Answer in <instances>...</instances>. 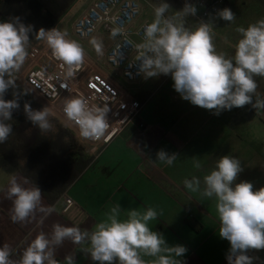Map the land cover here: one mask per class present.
Listing matches in <instances>:
<instances>
[{
    "label": "clouds",
    "instance_id": "9594fccd",
    "mask_svg": "<svg viewBox=\"0 0 264 264\" xmlns=\"http://www.w3.org/2000/svg\"><path fill=\"white\" fill-rule=\"evenodd\" d=\"M168 4L155 8V19L144 30L146 41L139 45L147 53L142 62V71L147 77L170 74L173 87L181 98L200 108L219 115L224 110L240 108L252 104L257 90L255 76L264 77V19L249 24L246 28L237 27L240 38L234 45V56L228 58L218 52L214 43V30L210 23L201 22L194 29H188L171 19H162ZM197 8L186 4L177 17L195 15ZM216 15L224 21L234 22L235 14L225 7ZM32 26H25L16 18L0 22V117L11 118L12 111L19 107L17 100H5L4 94L12 80L5 75L13 70L19 71L29 53L27 44ZM120 29L114 28L115 37ZM67 32L56 28L46 31L39 29L38 40L44 41L52 56L67 66V76L72 77L75 70L84 62L85 50L76 40L66 39ZM90 43L97 54H101L102 44L93 38ZM257 110L264 109V100L257 99L252 104ZM25 111L33 124L47 131L50 110ZM107 108L90 107L87 100L80 97L67 99L63 113L69 121L79 128L82 139L100 141L109 125L106 119ZM10 125L0 122V143L11 133ZM159 161L173 165L177 154L169 156L161 150L157 153ZM193 167L201 168L199 160H193ZM243 171L241 161L233 156L220 157L210 172L201 178L192 176L184 179V187L201 198L214 199L215 211L219 221V237L226 239L230 249L226 255L228 264H253L249 250L264 249V187L258 190L248 181L236 183ZM13 201V222H23L41 201L39 188H24L11 181L9 198ZM43 211V209H41ZM51 211V209H49ZM160 213L154 207L132 209L121 212L119 204L111 206L102 214L93 231H81L77 226H53L52 241L41 233L35 237L23 252L20 264H58L47 251L50 243L61 244L66 238L80 245L88 241L84 250L90 253L93 261L99 264H183L182 257L187 249L183 245L167 246L161 233L150 228V222L157 220ZM143 256L152 257L151 260ZM8 246L0 247V264H10ZM66 264H74L72 256L65 258Z\"/></svg>",
    "mask_w": 264,
    "mask_h": 264
},
{
    "label": "crops",
    "instance_id": "0c3cea01",
    "mask_svg": "<svg viewBox=\"0 0 264 264\" xmlns=\"http://www.w3.org/2000/svg\"><path fill=\"white\" fill-rule=\"evenodd\" d=\"M138 1L145 2L154 11L156 7L165 4V1L168 2L166 4L173 3L183 10L190 0ZM170 17L169 13H164V19ZM146 21L152 22L149 18L138 20L136 26L139 27ZM190 25L184 23L188 29L195 28V24L191 28ZM216 49L225 53L228 58L232 53L230 49ZM108 52L109 50L103 56L106 61ZM87 58L104 74L111 75L91 53ZM161 75L164 76V86L159 92L160 87L156 88L159 83L157 77ZM117 76L123 79L120 72ZM118 77L115 78L119 83ZM142 80L133 84V95L136 98L138 95L147 96L141 98L145 101L138 116V121L146 125V135H141L136 124H130L98 153L90 154L85 151L93 158V162L64 197L55 205H50L41 196L36 210L23 222H13L11 219L15 199L9 198L11 181L15 179L24 188L33 187L0 155L3 158L0 160V247L8 246L10 264H20L23 252L37 235L43 233L52 241L55 224L77 226L81 231L91 232L101 220L102 214L116 204H119L122 214L132 209L156 208L160 215L157 220L150 222V228L163 235L167 246L186 247V253L177 258L183 264H228L226 255L230 244L219 237L214 199L201 198L198 193L189 192L183 181L197 176L201 178L203 187L202 178L214 168L216 161L224 155L231 156V150H236L237 126L252 116H259L264 120V110L253 113L242 110L243 106L241 110L234 107L216 115L213 111L182 99L173 87L170 74H158ZM172 98L180 99L174 104L176 100ZM62 128L76 140L68 127ZM206 147L209 148L207 154ZM161 150L169 156L177 154L173 165L168 166L158 160L157 153ZM194 159L200 161V169L193 167ZM241 166L243 171L238 175L236 183L251 182L255 190L264 187L263 160L241 162ZM256 168H260L258 175L254 171ZM65 197L74 202L68 211H65ZM88 246V241L77 245L66 238L59 245L50 243L47 251L52 253L51 258L58 264H66L65 258L68 256L73 257L74 264H99L84 250ZM246 254L254 258L253 264H264V249L249 250ZM143 259L147 261L153 258L143 256ZM45 264L48 262L45 261ZM114 264H118V261Z\"/></svg>",
    "mask_w": 264,
    "mask_h": 264
},
{
    "label": "built area",
    "instance_id": "2783aa9c",
    "mask_svg": "<svg viewBox=\"0 0 264 264\" xmlns=\"http://www.w3.org/2000/svg\"><path fill=\"white\" fill-rule=\"evenodd\" d=\"M230 2L190 0L186 4L197 8L195 15L190 14L196 26L201 22L210 23L217 36L219 17L216 13L225 7L230 8ZM140 14L137 0H97L74 24V33L80 39L92 38L100 28L108 34H112L114 28L120 29L116 43L107 54V63L111 68L119 70L123 80L131 84L140 82L146 76L142 71V62L144 55L150 56L139 45L146 41L144 30L151 22L136 26ZM27 51L29 55L20 70L12 72L14 82L41 107L48 108L51 116L64 121L87 153H98L130 124H136L141 135H146V125L138 121L143 107L141 102L131 93L122 90L115 77L104 74L86 56L75 74L68 77L67 66H62L52 56L44 41L27 48ZM74 97L86 99L90 107L107 108L109 127L100 141L82 139L78 126L63 113L64 102ZM64 200L65 211H68L74 202L69 197Z\"/></svg>",
    "mask_w": 264,
    "mask_h": 264
},
{
    "label": "trees",
    "instance_id": "16d2710c",
    "mask_svg": "<svg viewBox=\"0 0 264 264\" xmlns=\"http://www.w3.org/2000/svg\"><path fill=\"white\" fill-rule=\"evenodd\" d=\"M78 0H0V22L16 18L25 26L31 25L27 48L41 40L36 38L39 29L56 28L72 10ZM13 72V71H12ZM4 94L5 100H17L19 107L12 111L10 119L0 117V122L11 126L8 138L0 143V155L12 165L33 188H39L41 196L55 205L69 188L84 174L93 162L74 138L68 135L57 120L48 116L51 127L44 131L33 124L25 111L41 110L14 80ZM141 104L147 96H137ZM199 231V230H197Z\"/></svg>",
    "mask_w": 264,
    "mask_h": 264
},
{
    "label": "rangeland",
    "instance_id": "374dc122",
    "mask_svg": "<svg viewBox=\"0 0 264 264\" xmlns=\"http://www.w3.org/2000/svg\"><path fill=\"white\" fill-rule=\"evenodd\" d=\"M94 1L95 0H78L77 4H75L72 10L62 19V21L56 27V29H58L61 32H67L66 38L70 40L78 41L84 48L86 57H88V54L91 53L92 57L100 61V63L104 67H106V69L109 71L111 75H113L114 77H118L117 73L120 71L111 68L108 65L107 61L103 58V56L107 53V51L110 50L113 47V45L116 43L117 36L113 37L112 34L105 33L102 28H100L99 31L90 39H80L74 33L75 22L86 13V11L89 9V6ZM165 3L168 2L165 1ZM139 5L141 9V14L138 17L137 21L149 18L153 22V20L155 19V12L153 11V9L143 1H140ZM168 5L169 7L166 10L167 12H165V14L169 13V15L171 16L170 19H172L173 22L176 23L182 22L183 24L190 23L191 24L190 28L195 24L194 26L196 27V22L192 16L187 15L183 17H177L176 13L182 12V9L174 5L173 3ZM229 9H231L232 12L235 14L236 19L234 22H228V21H224L223 19H219V24H218L219 34L217 36H214V43L216 45V48H224L227 50L230 49L231 50L230 52L232 53L231 55L228 56H230L229 58H231L232 56H234V52H235L233 51L234 45L240 38V34L236 31L237 27L243 26L246 28L249 24L255 23L260 19H264V0H231ZM162 19H164V15ZM93 38H96L97 41L102 44L101 54H97L94 47L90 43V41ZM150 55L153 54L150 53ZM146 77L147 76H145V78ZM157 78L159 80L158 81L159 83L158 86H156V88L160 87L159 90L160 92L164 86V76L161 75ZM117 79L119 81L118 84L121 87V89L133 95L135 86L131 83L124 81L119 77ZM254 79L256 80L258 87L256 93L253 94L252 104H255L257 99L264 100V77L255 76ZM179 99L174 98L173 100H176V103L174 104H177L179 102ZM32 100L36 104H38L37 101H35L33 98ZM162 102H164L163 98H162ZM252 104L245 105L244 109H242L241 107L236 109L251 111L253 113H257V112L259 113L261 110H264V109L257 110L252 106ZM39 106L41 110L44 109L43 107H41V105ZM49 116L57 121L59 120L60 122L59 121L58 122L60 125L67 127L64 121H61L60 119L55 118L51 115ZM237 121L239 122L242 120H237ZM237 128H238L237 148L235 151L231 150V156L238 158L241 162L260 161V160L264 161V120L261 119L259 116L258 117L252 116L249 117V119H245L244 121H242V123H240L237 126ZM207 150H209L208 147H206V154L209 153L207 152ZM0 160H3L1 156H0ZM254 171L258 175L260 172V168H256L254 169Z\"/></svg>",
    "mask_w": 264,
    "mask_h": 264
}]
</instances>
